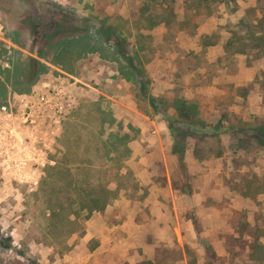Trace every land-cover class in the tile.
<instances>
[{
	"label": "rangeland",
	"instance_id": "374dc122",
	"mask_svg": "<svg viewBox=\"0 0 264 264\" xmlns=\"http://www.w3.org/2000/svg\"><path fill=\"white\" fill-rule=\"evenodd\" d=\"M157 1L0 0L5 262L264 264V0L197 15L175 0L172 19ZM150 17L170 22L150 28ZM118 33L136 75L115 53ZM204 35L218 44L201 46ZM29 58L45 65L32 78ZM178 98L198 105L181 159L169 128L187 125ZM118 123L133 138L128 158L116 157ZM109 178L117 198L90 213Z\"/></svg>",
	"mask_w": 264,
	"mask_h": 264
},
{
	"label": "trees",
	"instance_id": "16d2710c",
	"mask_svg": "<svg viewBox=\"0 0 264 264\" xmlns=\"http://www.w3.org/2000/svg\"><path fill=\"white\" fill-rule=\"evenodd\" d=\"M147 1L149 3H157L158 2L157 0H147ZM216 1H218V0H190V3L192 2L196 6L195 8H196V15H197L201 12L200 9L203 8L202 7L203 4H205L206 7H208V5H210ZM221 1H223V0H221ZM174 2H175V0H162V3L165 4L164 12L168 13V15H171L170 19L175 17V12L173 9V3ZM148 5L149 4H146V6H144V8L148 9ZM190 7H188V8H190ZM208 15H211V12L210 13L208 12ZM150 18H151L150 24L152 25L150 28H153V27L160 25L161 22H166L165 23L166 25H167V23L170 22V19H168V20L164 19V20L160 21L159 23L158 22L155 23V21L153 19L154 17H150ZM115 32H116L115 30H112L111 28H107V27L102 29V30H99L100 37L105 42H108L114 36ZM119 36H121V35L118 33V35L116 36V38L118 39V42L114 46L115 53H116L117 57L126 64V66L129 69V72L132 75H136L137 68L134 65V61H133V59H131L126 54V50H124V47H123V45L126 42V38L122 39ZM259 40L261 42V45H263L264 44V35L260 36ZM218 42H219V40H214L213 37L212 36L210 37L209 35H204L201 37V46H203V47H212V46H215L216 44H218ZM232 44H233L232 41H228L226 43V46H231ZM136 48L138 50H139V48L143 49L142 43L140 42V45L137 44ZM65 51H66V49L63 48L61 51L62 55H63V53H65ZM234 52L237 54H244L245 53L242 48H237ZM29 66H30L29 76L31 78L38 75L41 71V68L45 67L44 64H42L39 60H37L35 58H29ZM10 72H11L10 69L0 66V77L2 75H5L6 77H8ZM2 80L3 79L0 78V81H2ZM145 84L142 83L141 87L145 91L149 92V90H147V88L145 87L146 86ZM0 94H3V90H1V89H0ZM150 101H151L150 102L151 108L154 111L157 109V111H155V113H157L158 115L162 114L160 109L157 107V103H155V102H157V100L154 99V96L151 97ZM118 108L123 109V107H121V106H119ZM174 110L176 112L178 120H183L187 123L186 126H183V125L177 126L176 123L173 121V119L169 118L171 121V123L169 122L170 123L169 128L172 130V133L174 136V141H173V145H172L173 153L181 159L184 156V153L186 150L185 142L181 141V138H182V136H184L185 131L189 127H191L190 124L193 122L195 117L198 115V105L195 102H189L186 99L178 98L175 100ZM163 113H164L163 115L167 117V114H166L167 112H163ZM223 117H226V115ZM118 126H119V130L117 131V134H114V136L117 137V142L115 143V146L117 145V143H118V145H123L124 146V148H123L124 152L121 153L122 155L119 154L116 157H117V159H119L121 157L128 158L132 152L129 145H130V142L133 140V138L130 137V135L128 133L122 132L123 130L120 127V123H118ZM130 127L131 126H129V128ZM116 157L112 156L109 159L113 160V159H116ZM112 181H113V179L109 178L107 183H99V185H97V190L94 192L95 196H92V198L90 200L91 202H89L90 204L88 205V207H89L88 209H89L90 213L93 211H96V212L104 211L105 208L108 206L109 202H111L117 198V193L109 188V185ZM11 250H14L13 241H12L11 236H9V235L5 236V234H2L0 237V264H4L5 260H4L3 256L6 255ZM5 264H20V263L16 259H13V260L9 259V260H6Z\"/></svg>",
	"mask_w": 264,
	"mask_h": 264
},
{
	"label": "crops",
	"instance_id": "0c3cea01",
	"mask_svg": "<svg viewBox=\"0 0 264 264\" xmlns=\"http://www.w3.org/2000/svg\"><path fill=\"white\" fill-rule=\"evenodd\" d=\"M121 105H122V104H117L116 106L119 107V106H121ZM118 107H117V108H118ZM121 107H123V110H125V107H124V106H121Z\"/></svg>",
	"mask_w": 264,
	"mask_h": 264
}]
</instances>
